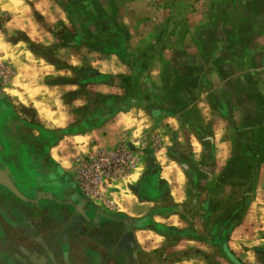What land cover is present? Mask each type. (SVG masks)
I'll return each instance as SVG.
<instances>
[{"label":"crops","instance_id":"1","mask_svg":"<svg viewBox=\"0 0 264 264\" xmlns=\"http://www.w3.org/2000/svg\"><path fill=\"white\" fill-rule=\"evenodd\" d=\"M30 1L37 9L51 10L54 6L63 9L60 17L68 25L67 33L53 41L58 43L54 61L63 65L67 74L57 65L45 71L38 66L33 70L43 81L50 75L67 78L54 83L52 88L59 92L56 98L37 99L34 104L27 99L24 102V108L28 103L34 107L50 106L43 107L36 115L41 121L34 124L36 136L39 135L41 141L37 147L28 146L18 131L20 128L25 132V128L31 126L29 120L13 112L8 98L7 106L0 100V128L4 131L0 130V145L5 156L0 159V170L9 174L25 196L22 199L0 184V264L208 263L201 249L209 221L207 216L190 214L188 176L185 167L169 152V137L162 128L171 122L169 116L150 102L146 108L136 109L139 100H131L130 107L107 114L93 125L88 118V102L85 97H75L76 82L70 79V69L74 71L80 67L92 71L94 67L98 75L86 82L91 83L95 91L113 94V74L123 73L126 69L134 73L145 72L153 51L144 46L137 50L129 40L136 41L132 31L134 24L144 28L152 20L130 16L126 10L149 11L155 5L159 7L160 0H118L94 7L96 10L111 8L117 15L123 10L126 13L120 22L117 15L96 22L99 30L112 27L117 31L113 36L99 35L101 45H96L97 49H93L92 38L82 28L78 36H71L69 26L73 21L69 16L63 17L65 4L60 0ZM28 3L29 0H0V9L10 11L13 17L20 19ZM192 10V15L197 17L196 23L213 26L210 33L202 32V38L206 36L217 42L213 46L215 50L221 43L228 46L225 52L214 50L213 57L219 58L218 65H213L217 78L226 75L229 81L236 72V56H255L259 61L260 80L264 81V0H195ZM92 20L88 17L79 25L92 27ZM117 24H122L121 29ZM138 35L139 40L148 42L152 30L145 29ZM255 39L261 43L258 48L253 47ZM229 40L234 41L229 43ZM235 41H242L243 47ZM82 43L86 45L78 50ZM131 47L135 51H131ZM86 49L99 53L100 57L90 61ZM238 72L244 75L249 69L245 66ZM60 92L67 94L63 96ZM126 101L122 104L126 105ZM48 139L51 143L47 149L40 146ZM128 140L148 144L146 148L143 146V156L132 170L110 184L99 185L94 195L84 192L76 172L81 160L94 158L103 151H115ZM221 150L226 152V157L227 150L230 153L229 148L216 143L217 161ZM17 173L21 174L20 178ZM258 174L257 187L251 201L243 207L241 222L224 230L226 246L235 254L236 249L242 251L239 256L245 264L263 263L259 249L264 245V162ZM229 213L227 216L232 215ZM219 222L212 228L219 229ZM253 232L258 234L253 236Z\"/></svg>","mask_w":264,"mask_h":264},{"label":"rangeland","instance_id":"2","mask_svg":"<svg viewBox=\"0 0 264 264\" xmlns=\"http://www.w3.org/2000/svg\"><path fill=\"white\" fill-rule=\"evenodd\" d=\"M60 1L65 4L63 17L67 19L69 16L73 21L69 26L71 36H78L82 28L92 38L93 49H97L96 45H101L98 43L99 35L105 37L107 33L113 36V32H117L112 27L99 30L96 25V22L101 23L107 16H116V10H96L94 7L99 4L106 6L110 1L118 0ZM164 1L160 0L159 7L155 5L149 11L131 8L126 10L130 16L152 20L144 28L134 24L132 31L136 41L129 40V44H133L132 47L138 48L137 50L144 46L153 51L150 63H146L145 72L134 73L126 69L123 73L113 74V94L95 91L92 84L86 82L98 75L94 67L92 71L80 67L74 71L70 69V79L76 82L75 97H85L88 102V118L93 125L103 120L107 114L130 107L131 100L140 101L135 105L136 109L146 108L150 102L151 106L154 104L165 111V115L171 120L162 126L169 137V152L185 167L189 180L190 214L207 216L209 221L201 249L208 261L205 264H233L224 257L220 241L225 235V229L233 223L241 222L243 207L253 198L258 173L264 162V81L260 80L259 61L255 56H236V72L232 73L229 81L226 75L221 79L217 78L213 72V65L217 66L219 59L217 55L213 57V46L217 42L201 36L206 30L210 33L213 26L196 23L197 17L192 15L195 0ZM26 6L27 10L20 19L13 17L10 11L0 9V100L4 102L3 106L11 101L13 112L19 117L24 115L29 120L31 126L25 128V132L20 128L18 131L29 143L28 146L37 147L41 141L34 130V124L40 121L36 115H39L38 112L43 107L46 109L50 106L42 104L34 107L30 103L34 104L37 99L47 101L56 98L59 92L52 88L54 83L66 80L67 77L56 78L50 75L43 81L33 67H42L45 71L50 66L57 65L67 74L66 68L54 61L58 43L53 41L58 39L55 37L67 33L68 25L63 23L60 17L63 9L59 7L54 6L51 10L37 9L30 0ZM124 14L126 15L125 10L117 15L119 22ZM87 16L94 19L92 27L80 26V22L88 19ZM117 27L121 29L122 24H117ZM148 28L152 30L151 39L148 42L139 40L138 32L140 34ZM232 41L229 40V43H233ZM235 42L240 43V47L244 45L242 41ZM252 44L258 48L261 43L255 39ZM85 45L82 43L77 49L82 50ZM132 47L131 51L134 50ZM227 49V44L221 43L215 51L221 53ZM86 52L90 61L100 57L97 52L87 49ZM245 66L249 72L239 74L238 71ZM60 93L63 96L67 94ZM70 95L73 97V93ZM117 97L127 100L126 105L122 104L124 100H113ZM26 99L30 103L24 108ZM0 130L4 132L2 128ZM139 142H125L127 157L134 162L141 159L142 148L148 145ZM50 143L48 139L46 144L41 143L40 146L44 145L47 149ZM216 143L230 150V153L227 150V157L226 152L221 150L218 161L214 152ZM2 150L0 145V159L5 157ZM16 175L21 177L19 173ZM228 212H232V215L227 216ZM219 220V229L212 228ZM257 234L253 232V236ZM259 251V258L263 263L258 261L254 264H264V245ZM236 254L240 258L242 251L236 249Z\"/></svg>","mask_w":264,"mask_h":264},{"label":"built area","instance_id":"3","mask_svg":"<svg viewBox=\"0 0 264 264\" xmlns=\"http://www.w3.org/2000/svg\"><path fill=\"white\" fill-rule=\"evenodd\" d=\"M126 147L124 142L115 151H103L94 158L81 160L76 168L81 189L88 195H94L99 185L110 184L127 175L136 161L128 159Z\"/></svg>","mask_w":264,"mask_h":264},{"label":"water","instance_id":"4","mask_svg":"<svg viewBox=\"0 0 264 264\" xmlns=\"http://www.w3.org/2000/svg\"><path fill=\"white\" fill-rule=\"evenodd\" d=\"M1 93V90H0ZM0 184L9 188L12 192H14L17 196L25 199V196L20 192V190L15 186L9 174L5 171L0 170Z\"/></svg>","mask_w":264,"mask_h":264},{"label":"trees","instance_id":"5","mask_svg":"<svg viewBox=\"0 0 264 264\" xmlns=\"http://www.w3.org/2000/svg\"><path fill=\"white\" fill-rule=\"evenodd\" d=\"M226 241H227V238L225 237L224 239H222V241L220 242L221 244V249L223 250L224 252V257L227 258L229 261H231L233 264H245L240 258H238L236 256V254L231 250L229 249L227 246H226Z\"/></svg>","mask_w":264,"mask_h":264},{"label":"bare ground","instance_id":"6","mask_svg":"<svg viewBox=\"0 0 264 264\" xmlns=\"http://www.w3.org/2000/svg\"><path fill=\"white\" fill-rule=\"evenodd\" d=\"M4 7H5V8H8V5H5Z\"/></svg>","mask_w":264,"mask_h":264},{"label":"flooded vegetation","instance_id":"7","mask_svg":"<svg viewBox=\"0 0 264 264\" xmlns=\"http://www.w3.org/2000/svg\"><path fill=\"white\" fill-rule=\"evenodd\" d=\"M126 264H131L130 262H127Z\"/></svg>","mask_w":264,"mask_h":264}]
</instances>
